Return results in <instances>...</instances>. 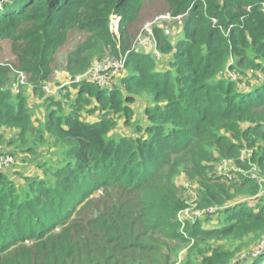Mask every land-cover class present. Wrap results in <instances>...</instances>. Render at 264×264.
<instances>
[{"label":"trees","instance_id":"16d2710c","mask_svg":"<svg viewBox=\"0 0 264 264\" xmlns=\"http://www.w3.org/2000/svg\"><path fill=\"white\" fill-rule=\"evenodd\" d=\"M151 1L0 0V40L11 42L13 67L42 97L73 33L88 37L68 56L72 82L108 53L128 54L116 85L73 82L69 110L58 91H45L39 127L23 88H11L12 66L0 64V147L12 149L0 154H26L41 171L20 184L9 168L0 172V264H128L124 252L140 256L130 264H157L146 253L163 251L160 237L233 244L200 264H264V0H165L183 27L174 37L155 28L159 57L133 51L129 40L128 26ZM141 100L139 118L131 105ZM122 120L131 134H113ZM223 162L236 165L234 179L217 177ZM180 175L196 188L197 210L207 211L183 233ZM214 216L218 225L205 227ZM248 240L258 246L245 253Z\"/></svg>","mask_w":264,"mask_h":264},{"label":"rangeland","instance_id":"374dc122","mask_svg":"<svg viewBox=\"0 0 264 264\" xmlns=\"http://www.w3.org/2000/svg\"><path fill=\"white\" fill-rule=\"evenodd\" d=\"M170 16V17H169ZM118 19V20H117ZM119 23L120 18L112 19V26L111 29L114 31L115 34L119 33ZM147 25H150V32L145 30V27ZM182 18L177 17L174 18L169 13V6L166 3L165 0H153L151 2L144 3L140 14L136 21L128 26V32L130 35V42H131V49L135 52L140 53H151L153 55H156L159 57L157 50H156V38L154 34L155 28H160L168 32L169 36H175L179 35L182 32ZM139 36H142L141 39H139ZM88 36L86 34L81 33H73L68 43L58 52L56 55V60L54 64V74L49 81V83L46 85L48 87H55L60 89L54 95L56 100L63 101L66 103L65 108L69 110L68 106V99L66 95L70 93V100L75 98L76 91L73 90V82L68 77L65 68L67 64L68 56L75 51L78 45H80ZM127 61L128 54L121 56ZM120 60V58H116L112 56L111 54H107L102 62H107L110 60ZM17 63V58L12 53L11 49V42L8 40H0V64L3 65H9V66H15ZM101 63V62H95L92 66ZM164 65V62H163ZM91 66V67H92ZM127 73V67L120 71L118 74H116L113 77V85H116L117 81L125 77ZM12 90L13 84L17 82L16 75L12 74ZM68 84V85H65ZM22 90V89H21ZM23 96L26 99L27 105L30 107V111L33 115V120L35 122V126L39 127L42 123L45 122V118L47 116V113L49 111V107L47 103L45 102V99L48 98L45 90L43 89L44 96L42 97L41 94L35 93L32 91V88L30 86L23 87ZM145 104L144 101H138L135 104L131 105V107L137 112L138 117L141 118L143 115V108ZM71 108V107H70ZM84 117H88L90 121H94L96 119V116H87L86 113L83 112ZM135 120V118H134ZM132 125H128L124 120L120 121L119 126L116 130L113 131V134L116 135H129L133 131ZM5 145L0 147V152L7 153L12 151L10 148L9 150L4 149ZM10 155V154H8ZM252 155V152L245 151V157L250 158ZM14 164L9 169H6L13 181L16 183L22 182L25 183L24 176H37L41 174V171L36 169V166L32 161H30V157L26 154H18L14 153ZM235 169H237L236 165L232 162H223L222 164H219L216 166V175L217 177L223 176V179H234L235 176ZM251 175L255 178L260 180V177L257 173V169L254 168L250 171ZM257 175V176H256ZM261 183L263 186L264 193V183L263 178L261 179ZM177 184L181 188H184V199L186 201L187 208L182 213L178 215V221L182 225L180 226V233L184 232V229L188 226L194 225L198 220L205 221L206 219V213L207 211H198L197 210V201L199 199V196L197 194L196 188L193 187L192 184H190L187 180L186 175H180L177 178ZM102 194L100 192L94 194L91 198L94 200L99 199V197ZM251 203V206H254L258 203V200H252L248 201ZM88 204L85 202L79 207V211L81 212V217L85 215V213L88 211ZM211 211V210H210ZM213 212V211H211ZM79 217V216H78ZM205 227L208 228H214L218 225V217L214 216V218H211L210 223L205 222ZM56 232L59 231V228L55 229ZM152 239L156 240L157 237H151ZM162 238L161 241L165 242L163 246V251L160 252V254L169 256L171 263L176 264H200L203 260H206L207 258L211 257L217 250L221 248L229 249L233 248V244H231L229 241H219V242H210V243H199L196 242H190L187 244H184L182 242H179L176 239L169 238V237H160ZM142 240H148L147 238H142ZM248 243L250 244L249 249L243 250L245 253L249 251H253L257 249L258 244L250 242L248 240ZM25 244L29 245V242ZM263 247V246H262ZM18 249V245L16 246ZM14 251L15 249H11ZM113 253L111 251H108L106 253V257H111ZM160 254H157L156 252H147L146 256H155L157 260V264H163L162 257ZM137 258L138 256H135L132 254V252H124L121 254L120 259L126 261L128 264H130V259ZM140 258V256L138 257ZM137 258V259H138ZM190 259V262H189ZM143 261L141 264H153L148 259L143 258Z\"/></svg>","mask_w":264,"mask_h":264},{"label":"built area","instance_id":"2783aa9c","mask_svg":"<svg viewBox=\"0 0 264 264\" xmlns=\"http://www.w3.org/2000/svg\"><path fill=\"white\" fill-rule=\"evenodd\" d=\"M264 9V4H263ZM170 17V16H169ZM114 19V18H113ZM118 20V19H117ZM145 30L150 32V25H147L145 27ZM142 36H139V39H141ZM126 66V60L124 58L120 60H110L107 62L98 63L91 67V69L84 75L79 76L76 78V83H79L83 80H86L92 84H96L102 88H109L112 87L113 83V77L118 74L120 71H122ZM12 71L17 77V82L13 84V89L15 92H20L23 87H26L28 84L27 76L15 69L14 67H11ZM68 85V84H65ZM60 87L56 89H52L51 87L45 86L44 90L48 94H55ZM14 164V158L13 156H10L8 154H0V172L5 170L6 168L12 166ZM254 178V177H253ZM182 213V212H181Z\"/></svg>","mask_w":264,"mask_h":264},{"label":"crops","instance_id":"0c3cea01","mask_svg":"<svg viewBox=\"0 0 264 264\" xmlns=\"http://www.w3.org/2000/svg\"><path fill=\"white\" fill-rule=\"evenodd\" d=\"M68 75V74H67ZM68 77H70L69 75H68Z\"/></svg>","mask_w":264,"mask_h":264}]
</instances>
